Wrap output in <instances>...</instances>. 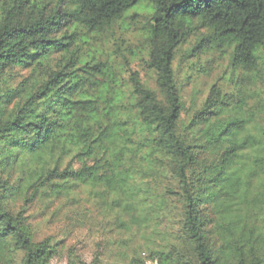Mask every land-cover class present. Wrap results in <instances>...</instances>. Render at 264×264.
I'll list each match as a JSON object with an SVG mask.
<instances>
[{
  "label": "trees",
  "instance_id": "trees-1",
  "mask_svg": "<svg viewBox=\"0 0 264 264\" xmlns=\"http://www.w3.org/2000/svg\"><path fill=\"white\" fill-rule=\"evenodd\" d=\"M128 17L136 51L101 37ZM198 30L196 56L230 50L257 80L264 0H0V264H50L62 239L37 241L28 208L63 199L77 228L97 211L142 235L128 264H264V99L212 86L182 118L172 65ZM137 55L156 88L129 68ZM15 70L30 73L13 85Z\"/></svg>",
  "mask_w": 264,
  "mask_h": 264
},
{
  "label": "rangeland",
  "instance_id": "rangeland-1",
  "mask_svg": "<svg viewBox=\"0 0 264 264\" xmlns=\"http://www.w3.org/2000/svg\"><path fill=\"white\" fill-rule=\"evenodd\" d=\"M136 21H131L128 17L101 37H124L128 43L134 45L132 49L136 51L139 49L138 37L141 36V24H137ZM201 33L202 30L195 31L179 47L172 65L184 107L182 118L188 121L193 113L201 108L212 86L219 89L222 94L234 97L238 94L241 83H244V89H248L249 95H257L259 99H264V67L263 71L260 69L257 80L249 82L243 79L239 69L232 66L230 50L221 52L216 48H208L196 56L193 47ZM129 66L131 70L140 73L146 85L152 89L156 88L155 75L145 67L143 57L137 55L136 60L131 61ZM29 73V70L12 71L10 83L19 84ZM127 73H123L124 78L127 77ZM250 105L253 103L250 102ZM168 182L170 178L166 176L159 184ZM159 184L157 181L151 183L155 188H158ZM19 205L17 203V208ZM74 207V204L63 199L53 202L36 201L28 208L37 241L48 236H55L57 240L62 239L61 248L59 247L58 254L50 264H67L66 251L71 247L81 259V264H128L139 251H142L141 258L145 257L147 241L140 234L132 235L125 232L119 227L112 213L105 215L94 211L86 226L77 228L76 221L71 220L72 210L74 215L76 211ZM150 233V231L146 233V236L149 237ZM163 233L165 236L168 235V230H164ZM151 237L155 243H163L160 235ZM146 264L156 263L147 261Z\"/></svg>",
  "mask_w": 264,
  "mask_h": 264
}]
</instances>
